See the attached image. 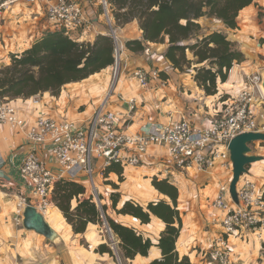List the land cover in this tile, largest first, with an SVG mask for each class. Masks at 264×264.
<instances>
[{
	"label": "crops",
	"instance_id": "crops-1",
	"mask_svg": "<svg viewBox=\"0 0 264 264\" xmlns=\"http://www.w3.org/2000/svg\"><path fill=\"white\" fill-rule=\"evenodd\" d=\"M73 1L80 3L87 11L90 19L95 23L93 28L84 29V34L82 31L80 32L81 38L80 40L78 39L79 41L86 40L92 42L96 35L109 30L106 24L101 23V15L96 13L97 11L93 6L94 0ZM203 18L207 19V17H202L201 19ZM237 23L238 28L231 32L229 40L234 43V47L237 50L243 53V60L232 67L226 82L218 85L219 94L229 95L230 90L235 89L236 86H241L246 75L254 73L255 70L251 69H256L260 64H264V0H254L252 4L241 10ZM126 25L123 28L119 27V29H115L123 42L140 38L141 32L137 27L136 21ZM47 31H49V28L46 23L44 3H17L14 5L0 20V67L9 64L10 53L20 51L30 44L33 39L40 37ZM165 49L166 45L164 44L156 46L149 44L144 50L139 52L128 54L125 51L126 54H124L123 58L125 65L129 69L136 67L150 68V65H156L155 62H157L159 70L163 71L161 74L163 78H160L163 80V83L158 82L157 79H150V83L146 87H141L135 82L131 74L127 73L124 75L125 82L122 89L117 91L116 87H114L110 91L107 97V107L109 109L125 111V106L119 99L120 94L136 98L135 110L125 118L123 123V127L127 131L139 132L148 123H164L179 120L181 117L186 118L196 126H204L209 120L220 115L221 101H217L219 97L205 96L204 92L192 80L189 70H174L172 65L164 58ZM109 69L111 67L105 70ZM95 75H99V73L86 78L85 82L92 79ZM86 84H89V82ZM88 96L90 95L87 92L83 93V99H87ZM32 97L11 101L18 114L26 123H30L40 113H47L51 116L55 115L54 117L58 119H69L67 117L68 109L62 112L58 111L66 107L73 109L78 107L76 101L70 102L69 106L66 105L62 108L59 105V99L44 95L40 100L34 102L35 99ZM89 99L88 105L75 114L77 116L76 119L85 120L91 116L94 110L93 107H95V100L90 101ZM248 146L251 150L248 152V155L261 156L262 160L255 162H259L256 164L263 163L264 140L251 141L248 143ZM33 149L52 169H58L50 155L49 145H32L25 140L20 131L13 130L6 125H0V264H116L113 255L97 250L98 245L102 243L101 235L99 234L100 226L98 224L90 223L87 225L84 233L74 234L71 226L65 221L62 212L52 203L51 208L52 210L54 209L52 212L55 213L54 217H57L58 220L55 223L50 218L51 220L49 219L48 223L49 225L56 226L55 231L62 241L60 245L55 246L51 241L44 239V237L34 231L24 229L21 227L22 222L18 224L21 225V228L18 227L15 221L18 202L22 197L30 198V184L20 174L19 166L24 156ZM143 159V163L138 167H145L150 164L156 165L157 161L161 162L157 164L162 165L158 169H161L166 175L169 174L168 177L170 176V178L173 176L172 178L177 183L187 185L190 182L195 184L196 182L199 183L200 180H205L203 188H200L199 193V200L203 199L204 203L212 195V188L215 187V184L217 185L221 175L219 169L205 173L196 172L193 169L182 170L176 168L168 160L166 148L163 145L150 147L143 156ZM256 164L253 162L246 165V171L239 177L236 183V191L243 175H246L248 172H251L253 175L257 174L254 171L257 167L253 169ZM184 171H187V175L194 176L195 178L188 177L184 174ZM200 174L203 177H199ZM230 176L232 178L231 174ZM115 177L116 174L114 172H110L108 176H104L102 171H99L97 182L94 180L98 192L103 194L106 201L109 192L113 190L110 183L114 182L118 184L115 181ZM258 179L263 183V176H260ZM80 180L88 187L86 177ZM205 188L207 189L204 191ZM143 189L144 187L137 190L136 193L135 190L132 191L142 201L146 195ZM150 189L156 191L152 185ZM135 195H133V198L136 197ZM32 201L28 202L32 203ZM181 206L182 204L178 201L179 209L186 208ZM120 220L131 224L137 221L131 216L122 217ZM147 226H151V224H147ZM216 227L207 230V233L211 231L217 237H212L205 244L202 243L200 254H203L204 258L199 260L201 264H219L214 256V250L216 239L223 234L221 233L220 225V229H216ZM162 228L163 223L159 221L158 226L151 228V232L153 233H151V237L158 236ZM254 235V232L240 230L238 234L228 237L227 248L232 264H264V238L258 237L257 239ZM80 238H83L85 243H87L85 249H67L66 245L68 242H77L76 244L80 246ZM184 243V237L180 235L176 242L177 251L180 247L184 246ZM187 256L189 257V255ZM159 257V252L155 250L149 256L136 257L133 260V264H148L151 260Z\"/></svg>",
	"mask_w": 264,
	"mask_h": 264
},
{
	"label": "trees",
	"instance_id": "trees-1",
	"mask_svg": "<svg viewBox=\"0 0 264 264\" xmlns=\"http://www.w3.org/2000/svg\"><path fill=\"white\" fill-rule=\"evenodd\" d=\"M254 0H108L110 19L115 25L136 20L141 36L124 42V50L131 54L142 51L147 45H166L164 58L174 70H189L192 80L204 95L223 102L228 94H219L218 85L226 82L232 67L243 60V53L229 40V32L238 28L237 17L241 10ZM202 17L220 21L223 31L213 30L199 34ZM190 51L194 58L188 59ZM9 64L0 67V101L27 99L49 92L60 94L64 85L82 81L114 64V44L106 33H99L92 42L70 38L63 31H47L33 39L25 48L9 54ZM162 79L163 71L159 70ZM219 94V95H218ZM224 106V105H223ZM124 167L111 163L102 169L108 176L114 172L123 180ZM113 190L106 199L98 192L93 198L84 182L68 177L57 180L51 191V202L71 226L74 234L84 233L87 225L103 224L119 239V257L133 260L148 256L156 249L160 257L148 264H191L189 257L180 255L176 242L181 235L183 222L178 207V187L166 177L151 179L153 188L162 195L143 205L133 198L123 199L118 184L111 182ZM102 195V198L100 197ZM108 201L110 202V206ZM109 207L119 218L131 216L140 224H148L152 217L163 223L158 238L137 231L126 221L106 215ZM99 252L112 250L98 245Z\"/></svg>",
	"mask_w": 264,
	"mask_h": 264
},
{
	"label": "built area",
	"instance_id": "built-area-1",
	"mask_svg": "<svg viewBox=\"0 0 264 264\" xmlns=\"http://www.w3.org/2000/svg\"><path fill=\"white\" fill-rule=\"evenodd\" d=\"M41 2L45 5L49 31H63L70 38L80 40V32L84 34V29L93 28L95 24L85 8L73 0H0V20L17 3ZM99 2L109 29L105 33L112 38L114 44V64L111 69L116 78L118 56L125 51L124 42L112 27L108 0ZM158 72L157 68L136 67L130 74L139 86L146 87L150 79L163 83ZM262 77V74L246 75L235 95L229 94L221 102L220 115L204 126H196L181 117L175 121L148 123L139 132L127 131L122 122L136 108V98L133 96L119 95L125 111L109 109V91L95 106L86 122L58 119L50 114L40 113L30 123H26L11 101L1 100L0 125L20 131L32 145H49L50 155L58 167V171H54L34 149L24 156L19 172L30 184V198L22 197L19 200L16 224H20L26 204L34 205L43 214L52 203L54 183L64 177L78 180L81 173L85 174L89 192L97 201L94 159L102 160V168L111 163L137 166L143 163L142 158L150 147L163 145L168 160L176 168L205 173L215 168L220 170L221 175L209 213L212 220H219L217 222L220 223L223 234L216 239L214 256L219 264H232L227 248L228 237L238 234L240 230L254 233L264 231V180L262 183L258 179L260 176L264 178V166L262 174L250 175L248 172L242 176L237 188L239 204H236L229 193L232 163L228 150L230 140L239 134L264 133ZM112 84L111 87H116L114 79ZM30 200H33L32 203L28 202ZM216 210L219 211L217 216ZM102 218L104 226L106 222L103 215Z\"/></svg>",
	"mask_w": 264,
	"mask_h": 264
},
{
	"label": "rangeland",
	"instance_id": "rangeland-1",
	"mask_svg": "<svg viewBox=\"0 0 264 264\" xmlns=\"http://www.w3.org/2000/svg\"><path fill=\"white\" fill-rule=\"evenodd\" d=\"M94 8L97 11L96 13H99L101 15V23H103L105 25V17L103 16L101 7H100V2L99 0H94ZM136 20H132L126 24L135 22ZM137 22V21H136ZM237 22H238V17H237ZM199 23L201 25V30L199 32L200 36L207 34L210 31L213 30H219V31H223L222 26L223 24L218 21L217 19L214 18H207V19H199ZM111 24L112 27L114 29H119V27H124L127 26L126 24H122V25H115V23L111 20ZM134 24V23H133ZM136 25V24H135ZM138 25V24H137ZM116 27V28H115ZM138 27V26H137ZM229 36H231V32H227ZM124 54L125 51L123 52ZM124 54H120L118 56V61H117V73H116V78L113 77V70L109 69V70H103V72H99V75H95L92 77V79H90L89 81L85 82L84 81H78V82H71L68 83L66 85H64L61 89V92L59 95L57 96H53L51 95L49 92H45V94H37L36 96L32 97L33 99H37L40 100L44 95L46 97H50V98H54V99H59V105L63 108L66 105L69 106L70 102L76 101L77 102V108L73 109V108H64V109H60L58 112H62L63 110H67V117L71 120H78V121H83L86 122L88 119L85 120H79L76 119V113H78L79 111L83 110L84 107L86 105H88V99L90 101L95 100L94 102V106H96L100 100H102L104 98V96L109 93V91H111L113 89V86L111 87L112 84V80H115L116 83V90L119 91L122 89V86L125 82V74H130V72L133 69H129L127 65H125V60L123 58ZM186 55L188 57V59H192L194 61V58L192 56V53L190 51L186 52ZM156 57V55H155ZM154 58V56H153ZM159 59V58H158ZM261 59V58H260ZM156 65H150V68H157L159 69V65H157V62H155ZM251 70H255L254 73H250L249 75H253V74H262L264 76V64H260V66H258L256 69H251ZM89 84H86L88 83ZM76 83V84H75ZM113 85V84H112ZM237 87L233 90H230V95H235ZM240 87V86H239ZM238 87V88H239ZM110 89V90H109ZM87 92L88 98L87 99H83V93ZM80 101V103H79ZM207 104V102H206ZM95 108V107H93ZM93 110V109H92ZM49 112V111H48ZM65 113V112H64ZM53 115V114H52ZM55 116V115H54ZM53 116V117H54ZM124 122V121H123ZM161 162H156V165L150 164L148 166L145 167H138L137 166H127L124 169L123 172V180L120 181L118 179V176L116 175L115 177V181L118 183V186H120V188L118 189V191L121 192L123 199H127V198H133L135 194L132 193L133 190H135V193L137 190H140L144 187L143 191L146 192L145 195V199L142 201L138 198V196H136L135 199L136 201L142 203L143 205H145V203L149 200H156L162 197V195L159 194L158 191H154L152 189H150L151 186V179L153 176H157L158 178H163L166 177L169 181H171L173 184H175L178 187L179 190V199L178 201L182 204L181 207H186L184 209H180L181 213H182V219L184 220V225L182 227V232H181V236L183 235L185 243L184 246L180 247V249H178L179 253L181 255L185 254V255H189V260L191 262V264H201L199 262V260L203 259V254H200L201 252V247H202V243H206L207 241H210L212 237H217L216 234L212 233L211 231L207 233L208 229H211L213 227L219 228L220 223H218L217 220H212L210 213V210L212 208L211 206V202L215 197V191L217 190V185L215 184V187L212 188V195L208 197L206 203H204L203 199L200 201L199 200V193H200V188H203L204 182L205 180H200L199 183H188L187 185H183L180 183L175 182L176 180L174 178H172L173 176L168 177L169 174H164L163 171H161L162 165H157ZM259 163V162H254V164ZM264 163H260V164H256L253 169L257 174H262L261 169L263 168ZM102 160L99 159H94L93 160V170H94V180L97 182L98 180V174L99 171H102ZM218 169V168H215ZM54 171H58V169H53ZM214 170V169H213ZM186 172V173H185ZM184 174L187 175V171H184ZM248 174L251 175V172H249ZM188 177L191 178H195L194 176H189ZM203 177L202 174L199 175V177ZM85 174L81 173L78 176V179L80 180L81 178H84ZM145 185H144V184ZM238 188V186H237ZM109 189V188H108ZM207 188L204 189V191ZM102 194V193H101ZM100 197L102 198V195H100ZM107 202V201H106ZM98 205L100 206V201L97 200ZM110 206V202L108 201ZM51 207V205L49 206ZM215 213V211H214ZM108 216L113 217L115 220H120V218L118 216H116L113 212V210L109 207L107 214ZM219 215V211L216 210L215 216ZM158 222L159 220L155 217L151 218V221L148 224H151V226H147V224H140V222L137 220L135 222L131 223H127L130 226L134 227L137 231L145 234L146 236H149L150 238H153V240L157 239L158 236L155 237H151L152 236V232H151V228L158 226ZM97 224V223H96ZM203 224V225H202ZM21 225H18L19 228L23 227ZM99 234L101 235V239H102V243H105L111 250L113 253V258L116 262V264H133V260H127L124 258H120L119 257V253L118 251V243H119V239L117 238V236L113 233V231L108 227L107 223H105V225H99ZM211 226V227H208ZM56 227V226H54ZM25 229V228H24ZM220 229V228H219ZM162 231V230H161ZM152 233V234H151ZM42 236V235H41ZM257 239L258 237H261L262 239L264 238V231H258L255 233L254 235ZM44 237V236H42ZM44 239H47L44 237ZM183 239V238H182ZM48 240V239H47ZM61 238H58L57 241L52 242L53 245H60L61 244ZM77 243V242H76ZM75 242H68L67 249L69 250H75V249H85L87 246V243H85V241L83 240V238L79 239V245H77ZM180 244V243H179ZM156 249H152L149 253V255L152 253V251H155ZM187 253V254H186ZM148 255V256H149Z\"/></svg>",
	"mask_w": 264,
	"mask_h": 264
},
{
	"label": "water",
	"instance_id": "water-1",
	"mask_svg": "<svg viewBox=\"0 0 264 264\" xmlns=\"http://www.w3.org/2000/svg\"><path fill=\"white\" fill-rule=\"evenodd\" d=\"M261 87L264 91V76ZM255 140H264V133L246 132L232 138L228 145L230 161L232 163V178L229 183V193L232 200L239 204L236 183L239 177L246 171V165L262 160L261 156L248 155L250 148L248 143ZM22 226L26 230L44 236L51 242L58 240V233L49 225L43 214L34 205L26 204L22 210Z\"/></svg>",
	"mask_w": 264,
	"mask_h": 264
},
{
	"label": "bare ground",
	"instance_id": "bare-ground-1",
	"mask_svg": "<svg viewBox=\"0 0 264 264\" xmlns=\"http://www.w3.org/2000/svg\"><path fill=\"white\" fill-rule=\"evenodd\" d=\"M53 210H54V209H53ZM53 210H52L51 207H49L48 209H46V210L44 211L43 216L45 217V219H46L47 222L49 221L50 218L53 219V220L55 221V223L57 222L56 220H58V218H57V217H54V216H55V215H54L55 213L52 212ZM56 213H57V212H56ZM51 219H50V220H51ZM59 220H60V218H59ZM50 226L55 230V227H54L53 225L50 224Z\"/></svg>",
	"mask_w": 264,
	"mask_h": 264
}]
</instances>
